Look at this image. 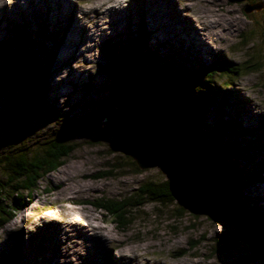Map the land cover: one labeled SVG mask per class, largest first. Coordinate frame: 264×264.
Here are the masks:
<instances>
[{
    "label": "rangeland",
    "instance_id": "374dc122",
    "mask_svg": "<svg viewBox=\"0 0 264 264\" xmlns=\"http://www.w3.org/2000/svg\"><path fill=\"white\" fill-rule=\"evenodd\" d=\"M118 1L109 0L118 11L104 17L99 0H0V5L8 6L0 9V43L18 58L5 64L0 56V160L13 146L25 144L35 153L52 139H69L75 148L39 182L32 200L0 227V264H132L127 258L133 257L137 264H261L258 259H245L251 254L250 246L234 241L237 235L231 226L180 210L175 201L149 202L131 209V222L121 230L109 213L90 203L101 199L117 203L144 190L147 182L166 180L157 168L140 170L130 157L117 152L116 137L102 128L110 110L121 103L126 108L138 103L132 90L125 88L127 84H137L139 92L146 90L139 72L153 74L154 69L137 64L134 76H119V88L105 74L114 52L123 56L133 44L142 43L145 56L151 53L160 64L166 62L167 69L158 77L163 83L188 78L218 59L245 67L257 63L256 71L246 75L226 76L227 81L222 74L214 77L211 85L218 88V97L200 121L204 135L195 144L202 151L218 149L225 166L236 168L241 202L264 220V0H156L166 10L162 15L151 11L146 0H129L128 6L127 0ZM94 6L102 13H85ZM109 19L115 21L117 32L109 28ZM209 21L216 25L212 29L217 32L215 37L208 33ZM167 24L180 27L175 38L168 36L172 33ZM190 33L196 36L190 39ZM26 52L34 53L40 68L46 70L44 102L33 82L36 65L22 57ZM64 185L79 186L84 193H68ZM66 195L77 200L67 201L63 199ZM65 215H78L114 237L100 250L99 262L77 246L79 251L70 249L65 260L58 251L57 259L51 261L30 248L28 242L41 239L28 235L23 226H43L45 220L64 230L67 246L76 244L80 236L74 231L80 232L81 227L74 223L72 231L66 229L65 224L72 221ZM223 236L229 241L225 247L218 244ZM55 240H51L53 245Z\"/></svg>",
    "mask_w": 264,
    "mask_h": 264
},
{
    "label": "trees",
    "instance_id": "16d2710c",
    "mask_svg": "<svg viewBox=\"0 0 264 264\" xmlns=\"http://www.w3.org/2000/svg\"><path fill=\"white\" fill-rule=\"evenodd\" d=\"M233 1L238 2V0ZM141 44L142 43L133 44L123 56L114 52L110 64L105 68L106 76L110 77L109 79L118 87L120 83L119 76L121 77V75L124 76L127 74L134 76L137 64L138 67L140 66L142 69H154L153 74H149L143 70L139 72L140 79L143 80L146 85L145 92L136 91L135 87H137V84L129 83L125 86V88L132 90V94L138 99V103L134 106L151 108L161 114L170 115L178 119L182 128L187 131L190 142L195 147V140L204 135L201 131L200 121L207 107L214 105L218 97L216 93V91H219L218 88L211 85V83L215 81L214 77L222 74L221 76H224L226 80L228 79L226 76L231 75L237 77L240 74L246 75L250 70L256 71L257 69V63L245 67L233 65L224 59H218L212 64L204 66L199 71L197 69L194 70L193 74L188 76V78L173 80L172 82L168 81L166 83L164 82V84L162 79L158 77L167 69V67H165L166 62L164 65H162V62L160 64L159 59H154L152 57L154 54L151 53L145 56L142 53L143 44ZM0 56L5 64H10L18 59L9 47L2 43H0ZM22 57L27 60L29 64L36 65L33 82L35 88L41 92L40 100L44 102L45 99L43 95H45L44 86L46 84V70L40 68V64L36 61L37 59L34 58V53L26 52L22 54ZM122 79L125 80L126 78ZM226 85L229 87L230 83H226ZM87 86L90 87L92 85L87 84ZM210 88L213 89V91L206 92V90ZM0 92H2V90H0ZM129 94L130 91H128L127 95ZM121 106L125 108L128 107L124 103H121ZM223 132L222 129L220 133ZM219 138L220 136L218 135V139ZM70 141L69 139L66 141L52 139L48 141V144L44 148L35 153H32L25 144L24 146H13V150L8 151L2 156L0 160V227L26 206L27 201L30 200L31 196L40 188L39 182L43 180L45 175L59 168L64 163L65 159L71 155L75 148ZM215 145L217 147L221 146L219 142H217V144L215 143ZM206 152L225 166L223 158L217 154V152H219L218 149L208 148ZM237 153L240 152L236 151V154ZM132 166L136 168L133 163ZM234 168L230 167V169L235 171L236 168ZM235 173L238 177V172L235 171ZM138 192L139 193L134 194V196L129 195L124 198V200L117 202L119 205L116 201L108 199H101L98 200L100 202H93L90 203V205L98 210H104L106 213H109L113 222L118 224L116 227L121 230L131 222L129 219V212L131 209L140 208L145 203L149 202L167 204L174 201L170 195L167 180L161 183H156L155 181L147 182L145 183V189H139ZM179 209L183 210L180 207ZM234 241H236V238H234ZM228 243L229 241L224 236L221 240H218V244L221 247H225Z\"/></svg>",
    "mask_w": 264,
    "mask_h": 264
},
{
    "label": "water",
    "instance_id": "95a60500",
    "mask_svg": "<svg viewBox=\"0 0 264 264\" xmlns=\"http://www.w3.org/2000/svg\"><path fill=\"white\" fill-rule=\"evenodd\" d=\"M102 128L116 137L115 150L138 169L157 168L165 175L180 208L231 226L236 240L250 246L245 259L264 264V221L241 202L235 173L197 149L178 119L142 106H117L106 114Z\"/></svg>",
    "mask_w": 264,
    "mask_h": 264
},
{
    "label": "bare ground",
    "instance_id": "6f19581e",
    "mask_svg": "<svg viewBox=\"0 0 264 264\" xmlns=\"http://www.w3.org/2000/svg\"><path fill=\"white\" fill-rule=\"evenodd\" d=\"M114 1H116V2L119 3L118 0H114ZM108 2H109V0H99V2H98V4L101 7H104L103 8V10H104L103 13H102V11L100 12L99 8L98 7H95V6L94 7H90L88 10L85 11V13L91 12L93 14H96V13L99 12V13L104 14V17L108 16L106 14H109L110 11H113V10H116V13H117L118 7L116 6V4L115 3L114 4H108ZM128 2H129V0H127V6L129 5ZM145 2L147 3L146 5H149L150 6L151 11L155 12L156 14L162 15V14H164L166 12V10L164 8H162L161 6L158 5V3L156 2V0H146ZM142 5H141V9L144 11L145 8H144V5L143 6ZM7 7L8 6L6 4L0 5V9H5ZM14 7H17V9L21 10V5L15 4ZM61 7H63V4H62ZM187 7L188 6L185 5L183 8H187ZM174 8H176V5L175 4H174ZM210 10H212V9H210ZM218 10L220 11V9H218ZM83 15L86 16V14H84V10L82 9V16ZM148 16H150V15H148ZM222 17H224V15ZM207 18H209V17L206 16V19ZM219 20H220V18H219ZM219 20H218V22H219ZM216 21H217V19H216ZM158 22L160 23V18L158 19ZM185 22H186V19H185ZM188 22H189V20H188ZM221 22H223V20ZM72 23H75V17H74ZM106 23L109 25V28H111L114 32H117V28L115 26V21H112L111 19H109V20L106 21ZM154 23H156V21ZM208 23H209V27L211 29V31H208V33H212V36L217 35V32L216 31H212L213 27L216 26L215 23H213L212 21H209ZM219 26H220V24L217 25V27H219ZM167 27H168V31L172 33V36L169 35V34H168V36L175 38L177 36V33H178L177 30H179L180 27L178 26L177 29H176V26L174 24H171V25H168L167 24ZM99 32H102V31H99ZM103 32H105V31H103ZM193 36H196V34L195 33H192V36H191V33H190V39L191 38L193 39ZM56 55H57V58L56 59H60L61 58V56L58 53ZM62 55H64V53H62ZM234 92H235V94H238L235 90H234ZM54 100L56 101V98ZM63 187L64 188H67V185H64ZM237 187H238V184H237ZM52 188L53 189L54 188L56 189L57 188V185H54V187H52ZM67 190H68V193H76V195H77V193H79V194L80 193H84L83 192L84 191L83 188H81L79 186H78V188H76V187L74 188L73 186H70V187L68 186ZM238 190H239V188H238ZM63 199H65L67 201H73V200H77V197L76 196H73L71 198V195H66L65 198H63ZM65 216L66 217H70L71 218V221H72V224L71 223L68 224V225L65 224L66 229L67 228L68 229L70 228V230L72 231L71 227H72V225H75L74 223L79 224L80 227H81V231L80 232L77 229H75V231H74V232H77V236H80V239H79V241L76 244L71 243L70 244L71 247L70 246H67L65 244V240L68 239V238H66L64 236V234H65L64 233V230H59L58 228H55V227L53 228V224L52 223H46L47 220H45V222H42L43 223V226L42 225L41 226L38 225V226H34V227H31V225L30 226L29 225L23 226V230H26L27 233H28V235H30L32 237H35V238H38V239H41L40 242H38V241L37 242H33L34 244L32 242H28V244L31 243L30 244V248H32V249H38L40 251V253L42 255H44V257H46L47 259H49L50 261L53 260V259L54 260L57 259V257H55V255L58 254V251H62L60 253V255H61L60 256V259L65 260L63 258V256L65 254H67L70 249L78 250V248H79L80 252L83 253V254H85L89 259H91V257H94V258H96V261L95 262L96 263L99 262L97 260L101 258L100 250L101 249H105V245L108 242L112 241L114 237L108 231H106V230L104 231L102 228H100L98 226L95 227V225L89 224L90 222H87L86 219H81V217L78 216V215H77V218L76 217H71V216H68V215H65ZM62 222H64V221H62ZM28 224H32V223L31 222H28ZM54 237L56 238V240H55V244L53 245V241H51V240H53ZM99 238H100L101 241L99 240ZM90 239H92V240L94 239L96 241L98 240V242L97 243H94ZM42 241H45V243H42ZM89 241L92 242V243H89ZM57 243L63 244V246H61V248L59 249V244H57ZM32 252H35V251L30 250V253H32ZM72 254L75 255L76 254V251H74ZM133 258L132 259L131 258H127L128 262H130L132 264H137L134 261ZM51 264H54V263L52 262ZM63 264H66V263H63ZM114 264H121V263L120 262L119 263L118 262L117 263L114 262Z\"/></svg>",
    "mask_w": 264,
    "mask_h": 264
}]
</instances>
